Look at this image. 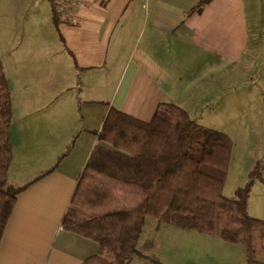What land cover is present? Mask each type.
Returning <instances> with one entry per match:
<instances>
[{"label":"crops","instance_id":"1","mask_svg":"<svg viewBox=\"0 0 264 264\" xmlns=\"http://www.w3.org/2000/svg\"><path fill=\"white\" fill-rule=\"evenodd\" d=\"M257 1L209 0L198 9L199 0H63L57 27L69 72L80 78L76 88L93 92L81 100L85 110L76 113L72 103L60 115L62 105L47 100L43 109L27 82L16 100L9 87L7 181L23 187L0 238V264H81L97 252L95 241L63 229L61 220L109 108L147 121L170 102L196 119L213 101L217 70L229 82L232 63L264 48ZM110 73L116 78L104 100L96 95ZM90 100L102 103L98 117ZM14 101L27 106L15 127Z\"/></svg>","mask_w":264,"mask_h":264},{"label":"trees","instance_id":"2","mask_svg":"<svg viewBox=\"0 0 264 264\" xmlns=\"http://www.w3.org/2000/svg\"><path fill=\"white\" fill-rule=\"evenodd\" d=\"M209 0H199L197 8ZM55 22L58 20L55 17ZM12 102L0 59V238L22 185L7 181L12 159ZM84 164L61 227L97 243L81 264H127L138 254L145 218L239 244L243 264H264V218L248 214L257 161L234 194L222 192L229 137L202 126L180 106L162 102L140 120L110 107Z\"/></svg>","mask_w":264,"mask_h":264},{"label":"rangeland","instance_id":"3","mask_svg":"<svg viewBox=\"0 0 264 264\" xmlns=\"http://www.w3.org/2000/svg\"><path fill=\"white\" fill-rule=\"evenodd\" d=\"M62 2L0 0V59L13 100L17 99L21 83L27 82L43 109L50 105L47 100L60 103V115L68 114L67 105L72 103L76 113L80 105L85 110L87 103L81 100L86 93L93 92H86L83 86L76 88L80 78L69 72L72 61L63 50L54 21L55 17L60 18ZM256 11L258 29L264 35V0L256 2ZM258 45L264 47V36ZM230 70L229 82L217 70L215 89L210 93L213 101L203 112L197 113L196 120L202 126L225 133L230 139L224 194L232 196L236 187L248 179V172L254 164L261 163L262 179L253 181L247 212L264 217V202L260 200L264 197V48L232 63ZM107 77L105 89L96 95L104 100L110 95L109 87L116 75L110 73ZM88 103L96 105L94 117H98L102 103L94 100ZM26 111L27 106L20 107L14 101V127L18 117ZM80 122L77 121V128ZM136 247L141 256L132 255L127 264H243L245 259L239 244L176 227L156 218H145ZM260 256L257 255V259Z\"/></svg>","mask_w":264,"mask_h":264}]
</instances>
